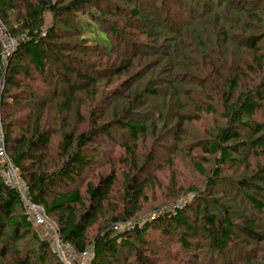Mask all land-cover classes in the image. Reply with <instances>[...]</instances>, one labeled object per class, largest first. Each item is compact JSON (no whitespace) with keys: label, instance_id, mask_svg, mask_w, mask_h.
Wrapping results in <instances>:
<instances>
[{"label":"trees","instance_id":"trees-1","mask_svg":"<svg viewBox=\"0 0 264 264\" xmlns=\"http://www.w3.org/2000/svg\"><path fill=\"white\" fill-rule=\"evenodd\" d=\"M162 1H165L164 5L169 6L171 14L175 13V9H177L175 6L178 3L179 7L185 8L187 12L192 9L197 10L193 4L194 0ZM21 2L24 4L25 13L21 19L20 33L25 35V38L19 43L18 49L16 45L6 66H2L0 56L1 67L6 68L5 72L0 69V82L3 81L7 87L6 96L13 89L22 91L21 76L27 77L35 72L40 76L47 77L50 60L60 62L65 53L72 51L66 43L62 42L67 37L56 23L44 31L47 15L50 14L52 19L56 20L60 17L69 16L72 18V16L75 17V14L84 12V15L91 13L88 16L94 22L101 21L97 19L95 10L91 6L93 5L92 0H70L60 7H57L56 3L51 0H21ZM128 2L133 1L128 0ZM254 2L217 0L214 6L205 5V9L195 18H201V20L190 23L189 26L180 30L166 28L163 25L169 17L162 14V2L161 6H157L154 11H148L147 14H141L138 10L140 7L132 5L129 16L145 22L143 33L147 35L150 42L148 44L131 42L130 47L135 52L125 57L122 55L121 61L117 51H114V55H117V65L108 69L106 73L109 76L107 78L103 77L105 74L103 72L91 73L93 75L91 76L89 73L75 70L69 62L61 63L64 68L61 78L65 84H69L71 94L63 102L64 110L70 112L73 97L75 98L78 90L88 91L89 94L92 91L91 95H95V91H99L97 84L100 82L98 81L99 77L107 83H113L115 79L123 80L117 88L119 90L122 88L123 91L120 93L115 91L113 95L124 99L126 106L121 112H118L120 110L119 103L116 102V108L112 111L113 118L107 124L99 126L98 122L104 115L101 110L98 116L91 113L93 116L92 129L78 135L66 132L63 135L62 144L59 146L61 163L53 170L45 162L47 158L44 153L49 149L50 133L43 131L40 119L36 120V126H30L31 128L19 137L13 136L12 124H7L3 120L2 128L5 133L3 136L7 157L10 164L20 173L21 182L27 187V199L34 205L44 208L46 215L57 225L58 235L62 242H66L79 253L89 250L91 246V264H120L121 262L124 264L123 261L128 258L120 260L123 252H129V256L134 254L136 264H151L146 259L147 257L143 256L142 247L147 246L144 236L152 228L161 230L165 234L176 229L179 230V244L189 250L192 249V243L196 239L205 237L209 240L211 248L221 256H226L225 253L232 252V250H234L232 253L242 254L237 241L250 244L254 249H261L260 252H264V248H260L264 242V220H261V215L264 216V187L259 185L264 180V173H260L263 171V166L258 167V174L254 175V182L235 183L238 189L235 190L238 194L236 197H233L229 192V186L233 185L229 182L223 186L220 197L215 190L212 192L213 189L218 188V181L223 179L222 171L215 169L207 178L209 196L201 194L200 203L192 210L187 205L178 209L171 208L163 211L156 218L145 219L144 222L133 219L138 209L129 213L124 210V214L112 218L111 226L102 229L103 231L92 245L88 238L89 229L97 225L101 217L105 215L102 213L105 210V204L110 199V194L116 183V176L112 173L110 176L100 178V182L96 186L91 182L87 184L85 194L89 198L88 205L83 197V191L77 188L76 182L95 160V151L89 149V146L94 144L95 139L99 136L98 132L108 134L111 129L118 128L129 132L130 137L136 141L139 135L146 136L150 129L155 134L159 123L163 121L166 123L165 127L174 125L173 128L177 130L173 139L175 142L179 140L184 132L183 126L189 120L186 114L181 112L188 106L183 102L182 96L197 97V93L206 91L203 82L198 81L196 77L199 72L205 69V66H209L212 62L211 40L216 43V48L222 49L226 42L231 41V45L234 44L238 50L242 48L244 51L247 50L248 56L251 55L254 61V63L249 61L247 63L249 72L254 74L258 72L259 74L264 71V55L260 54L262 50L260 45L264 43V33L259 30L261 27L264 29V0ZM10 5L11 0H0V14L4 22L7 18L6 10ZM92 10L94 12H91ZM250 21L259 25H253ZM59 22L62 20L59 19ZM63 22L65 25H69L68 21ZM105 24L108 23L105 22ZM71 25L73 35L81 37L84 41L88 40L83 35L78 22ZM94 25L96 26V24ZM233 28L236 32L246 29L247 36L234 39ZM98 29L107 35L109 50L113 51L114 26L110 27V35L106 34L103 29ZM10 32L16 40L18 32L15 31L14 34L11 30ZM93 43L95 47L98 46L109 52L98 43ZM198 55L204 61L203 67L194 63V59ZM243 57L246 58V55L244 56L242 53L237 59ZM65 58L67 60V56ZM242 60L244 61V59ZM255 64L258 65L257 68L254 67ZM179 70L184 72L181 73ZM213 72L220 79L223 78L220 71L215 68ZM239 74L237 73L236 77L226 81L224 92L220 94L225 101L224 115L227 124L218 130L216 137L208 140V143L205 144L207 155L220 156L218 161L216 160L218 165H225L231 160L233 153L238 151L239 147L257 143L259 140L257 136L264 133V122L256 121L260 112L264 114V75L255 86H249L238 92L240 88ZM74 76L78 78L80 84L73 83ZM206 76L209 77L208 80L212 81L211 72L210 74L206 72ZM184 79L187 82H183ZM135 83L140 89L133 91L125 99V93L132 90ZM162 85H169L167 95L171 97L172 101L170 118H166L159 112L157 113L158 118L151 116L142 121L140 114L147 110L151 98L158 97V88ZM189 86L191 89L188 90ZM166 97L164 96L163 107L169 110ZM173 104L178 106L181 113L174 114L175 106ZM208 108V112L216 114L213 107L208 106ZM196 110L201 111L202 108L196 105ZM40 114L41 111L38 116ZM106 116L108 115L106 114ZM172 116H174L173 119H171ZM117 117L119 120L116 119ZM148 120L151 122L149 123ZM246 128L251 129L250 132ZM129 181L125 193V203L132 202L137 207L145 200L146 181L141 182L136 178H131ZM242 188L246 190L243 196L240 191ZM250 190H254V192L250 193ZM242 197L246 200L250 210L255 212L259 218L247 213L249 212L247 208H244L243 212L238 210L240 209L238 207L239 199ZM211 204L217 208L218 212L210 211ZM130 220L132 224L129 227L121 228L123 230L115 229L117 225H124ZM6 229H10V232L6 233ZM34 229L37 228L30 221L20 192L5 184L0 173V255L6 256L9 244L15 245L29 235H33L38 248L32 253L37 255L39 262L46 263L51 251L57 264H62L51 248L50 242L44 237H39ZM201 247L204 248L203 245ZM32 253L21 257V253L17 251L14 263L31 264ZM204 256L208 258L207 261H211L210 257L205 254ZM193 258L195 257H191V259ZM253 258L255 260L251 261L247 256L245 263L264 264V254H260V257L253 255Z\"/></svg>","mask_w":264,"mask_h":264},{"label":"rangeland","instance_id":"rangeland-1","mask_svg":"<svg viewBox=\"0 0 264 264\" xmlns=\"http://www.w3.org/2000/svg\"><path fill=\"white\" fill-rule=\"evenodd\" d=\"M51 1L56 3L57 7H60L62 4H67L70 0ZM132 1L133 2L130 3L128 0H92L91 3L93 5L91 6L95 10L97 19L101 20L99 22H94L93 19L88 16L91 15V13L84 15V12H79L77 15L75 14V17L72 16V18L69 16L66 18H59L62 22L68 21L69 25H65L64 22H59V19H52L50 14L46 16L44 31L53 27L56 23L57 27H60L63 34L67 37L66 40L62 42L66 43L67 47L72 51L65 53L60 62H53L50 60L47 77L45 75L40 76L35 72L27 77L21 76L23 81L22 91L13 89L11 93L6 96L7 87L4 85L3 81L0 82V139L2 137L4 138V131L2 128L3 120L7 124H12V130H14L13 136L19 137L25 134L29 128L36 126V120L39 118L43 131L50 133L49 149L44 152L47 158L45 162L48 163L51 170L55 169V167L61 163L59 146L62 144L63 135L66 132L78 135L81 132L92 129L93 116H91V113L93 112L98 116L101 110H103L104 115L98 122L99 126L105 123L107 124L111 122L110 120L113 118L112 111L116 108V102L119 103L118 108L120 110L118 112H121L124 106H126L124 99L114 97L113 95L115 91L119 93L123 91L122 88L120 90L117 89L123 80L115 79V82L107 83L99 77L100 80L98 81L100 82L97 83L99 91L96 90L95 95H91L92 91L91 94H89L88 91L86 92L82 89L78 90L75 94V98L73 97L70 112L69 110H64L63 102L65 98L71 94L69 84H65L61 78V74H63L64 71L62 64L69 62L75 70L78 69L89 73L91 76H93V73L103 72L105 73L103 77L107 78L109 76V74L106 73L108 69L117 65V55H114V51H117L121 61L122 55L125 57L135 52L130 47L131 42L137 41L146 44L150 42L147 35L143 33L145 22L141 19L139 20V18H130L129 16L132 5L136 7L139 6L140 8H138V10L141 14H147L148 11H154L157 6H161L162 2V14L169 17L163 25L166 28L180 30L189 26L190 23H196L201 20V18H195L205 9V5L214 6L217 2V0H194L193 4H195L194 7L197 10L192 9L188 12L185 8L179 7L178 3L175 6V8H177L175 9V13L171 14L169 6L164 5L165 1ZM249 1H255L254 3H257L262 0ZM94 10L91 12H94ZM86 12H88V10ZM24 13V4L21 0H11V5L6 10V22L3 21L0 14V26L5 32V42L8 41L12 48L14 47L13 52L16 49V45L18 49L19 43L25 38V35H21L20 33L22 29L21 19ZM75 22H78V25L81 26L83 35L87 37L88 40L84 41L81 37L72 34L71 24L75 25ZM105 22L108 24L106 25ZM93 23L96 24V26ZM253 25L259 24L254 22ZM111 26H114V33L112 34L113 51L109 50L110 47L107 35L98 29H103L106 34L110 35ZM10 30L13 34L15 31L18 32L15 37L16 40L12 37ZM259 30L261 33H264L262 27L259 28ZM232 31L234 32L233 35H235V37H233L234 39L240 36H247L246 34L248 33L246 29L236 32L235 28H233ZM93 42L105 47L109 52L98 46L95 47ZM4 43L0 40L2 66H6L8 61V57L5 55L6 49ZM215 44L216 43L211 40L210 48L212 49V62L209 66H205V69L199 72L197 75L198 77H196L198 81L203 82V87L206 88V91L204 93H197V97L190 98L186 96V98L182 96L183 102L188 106L181 112L182 114H186L189 120L184 124V132L179 137V140L175 142L173 139L174 133L177 130L173 128L174 125H167L165 127L166 123L162 121L159 123L155 134L152 133L150 129L146 136L139 135L136 141L130 137L129 132L116 128L111 129L108 134L98 132L99 136L95 139L94 144L89 146V149H92L93 152L95 151V160L92 166L87 168L76 181L77 188L83 191L86 204H89V198L85 194V189L89 182L96 186L100 182V178L110 176L112 173L116 176V183L110 194V199L105 204L106 207L102 213L105 215L101 217L97 225L89 229L88 238L90 245L97 240L98 235L105 228L111 226L112 218L124 214V210L129 213L138 209L133 219L144 222L147 218L155 217L159 214V211L165 207L179 205L180 208H182L187 205L191 210L194 209L200 203L199 198L201 194L209 196L208 194L210 193L207 192V178H209L212 171L215 169L221 170L223 177V179L217 183L218 188L212 191L214 192L215 190L218 197L221 196L222 188L226 185V182L233 184L229 186V192L233 197H236L238 194H236L235 190H238L236 186L238 183H242V181L254 182V175L258 174V167L260 166H263V171L260 173H264V133L257 136L259 139L257 143L239 147L238 151L233 153L231 160L225 163V165L217 164L218 162H216V160L218 161L220 156H211L205 153V144L208 143V140L210 141L212 138L216 137L218 130L224 128L227 124L224 115L225 101L223 100L224 98L220 96V94L224 92L226 81L233 79L237 76V73H240L238 75V79L240 80L238 92H240L249 86H255L259 79L262 78V75H264V71L259 74L258 72L256 74L249 72L247 63L248 61L254 63V61L251 55L248 56L247 50L244 51L243 48L238 50L234 47V44L231 45V41L226 42L222 49L216 48ZM260 46L262 47L260 54L264 55V43ZM242 53L244 56L246 55V58H242L245 62L242 59H237ZM12 54H10V57ZM66 56L67 60L65 58ZM194 63L198 66H204V61L199 55L194 59ZM254 67L257 68L258 65L255 64ZM214 68L220 71L223 77L222 79H220L216 73L214 74ZM0 69L4 72L6 70V68L1 67V65ZM180 72L183 73L184 71ZM206 72L208 74L211 72L212 81L208 80L209 77L206 76ZM72 80L74 84H80L78 78L75 76ZM183 82L187 81L184 79ZM188 84L190 85L191 83ZM168 86L169 85H162L159 87L158 97L149 100L147 110L142 111V114H140L142 121L144 119L147 120L148 117L151 116L158 118L159 115L157 113L159 112L165 115L166 118H170L169 113L171 111L172 101L170 100L171 97L167 95ZM137 89H140V87L135 83L133 89L125 93V99L130 93L132 94V92ZM189 89H191L190 86L188 90ZM164 96L168 98L169 110L163 107ZM102 98H104V100H101ZM175 104L173 105L175 106ZM196 105L200 106L202 110L197 111ZM208 106L213 107L216 114L208 112ZM40 111L41 114L38 116ZM174 112V114H178V112L181 113L178 106H175ZM106 114L108 116L105 117ZM173 118L174 116H172L171 119ZM116 119L119 120V117ZM256 121L264 122L263 112L257 115ZM148 122L150 123L151 120H148ZM246 129L248 132L251 130L248 128ZM6 163L7 165H5ZM3 170L6 171V174L10 172L15 177V180L22 183L20 180V173L13 169V166L9 162L6 148L5 153L0 155L1 174ZM131 178H136L141 182L146 181L144 193V196H146L145 200L137 207H135L132 202L129 204L125 203L126 188ZM230 179H232V181H230ZM259 185L264 187V180L261 181ZM240 191H242L241 196L246 192L243 188ZM252 192H254V190H250V193ZM238 207L240 208L238 209L240 212H243V209L247 208L249 211L247 213L255 218H259L255 212L250 210L249 205L243 197L239 199ZM210 211L218 212L217 208L213 205L210 207ZM261 220H264L263 215H261ZM131 224L132 221L130 220L124 225L119 224L116 227L124 229ZM34 231L39 237L46 238L41 230L34 229ZM5 232L9 233L10 229H6ZM179 236V230L177 229L165 234L161 230L158 231L152 228V230L144 236V242H146L147 246L142 247L143 256H146V259H148L151 264H246L245 258H247V256H249L251 261H254L253 255H259L260 257V254H264V252H260L261 249H254L250 244L247 245L246 243L237 241L236 243L242 254L232 253L234 251L232 250V252H226V256H221L217 251L211 248L209 240L205 237L196 239L192 243V249L189 250L179 244ZM202 245L204 247L203 249L201 247ZM37 248L36 239L33 235H29L15 245L9 244L6 250V256L3 257L0 255V264H15L14 261L17 251L21 253V257H26L28 253L31 254L32 251H36ZM260 248H264V242L263 245H260ZM89 250L91 260V246ZM204 254L210 257V262L209 260L207 261L208 258L205 257ZM32 256L31 264H42L37 259V255L33 254ZM191 257L195 258L191 259ZM126 258L128 259L125 261L122 260ZM120 260L123 261L124 264H136L134 254L129 256V252H123ZM43 264H57L56 258L51 251L47 262ZM120 264L123 263L121 262Z\"/></svg>","mask_w":264,"mask_h":264},{"label":"built area","instance_id":"built-area-1","mask_svg":"<svg viewBox=\"0 0 264 264\" xmlns=\"http://www.w3.org/2000/svg\"><path fill=\"white\" fill-rule=\"evenodd\" d=\"M0 40L3 43L5 42V32L4 30H2L1 26H0ZM4 44L6 49L5 55L6 57L9 58L10 54H12L14 50V47L12 48V46L9 44L8 41H6ZM3 139H4L3 137L0 139V155H3L5 153V145ZM13 169L15 168L13 167ZM1 176L5 184L12 186L14 189L20 192L23 201L26 205V211L27 214L29 215L30 221L37 229L43 232L46 239L50 242L51 248L56 253L57 257L60 259L62 264H90L89 263L90 250H85L79 253L66 242L65 243L62 242L58 235L57 225L46 215L44 208L38 205H34L27 199L26 196L27 187L24 184L19 183L17 180H15V177L10 172L6 174L5 170H3ZM171 208L178 209L180 208V206L175 205V206L165 207L161 209V211H159V214H157L155 217L159 216L163 211L169 210ZM155 217H150V218H155ZM115 229H119V228L115 227Z\"/></svg>","mask_w":264,"mask_h":264}]
</instances>
